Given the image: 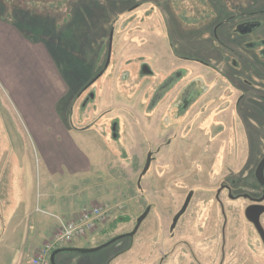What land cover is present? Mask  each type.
I'll return each mask as SVG.
<instances>
[{
	"label": "rangeland",
	"instance_id": "374dc122",
	"mask_svg": "<svg viewBox=\"0 0 264 264\" xmlns=\"http://www.w3.org/2000/svg\"><path fill=\"white\" fill-rule=\"evenodd\" d=\"M25 12L53 18L57 30L43 31ZM1 15L49 48L67 45L73 33L80 43L70 48L78 60L70 62L74 94L81 91L70 125L82 129L74 136L95 167L89 176L65 178L59 202L112 212L87 251L62 254L63 264H264V244L245 214L264 197L256 177L264 157V0H0ZM111 25L110 64L98 77ZM5 38L3 68L31 73L33 82L36 73L51 72L40 53L29 56ZM0 103L4 132L29 151L34 198L42 200L40 159L34 143L23 142L24 116L1 77ZM190 194L172 238L173 216ZM36 254H9L6 264H31Z\"/></svg>",
	"mask_w": 264,
	"mask_h": 264
},
{
	"label": "crops",
	"instance_id": "0c3cea01",
	"mask_svg": "<svg viewBox=\"0 0 264 264\" xmlns=\"http://www.w3.org/2000/svg\"><path fill=\"white\" fill-rule=\"evenodd\" d=\"M20 28L17 23L0 16V38L7 37V42L21 47L29 56L40 53L43 63L47 68L51 67V72L36 73L33 82L30 80L31 73H11L8 67L0 65V77L6 84L10 101L24 116L28 134L23 137V142L29 139L35 145L44 188L42 200L35 199L29 151L24 147H15V143L21 140L4 132L6 129L0 114V263L3 264L9 261V254L35 253L53 236L61 223L81 212L83 208L78 201L77 209L61 205L59 191L65 178L89 176L95 167L91 154L79 145L74 136L77 132L82 134V129L76 131L70 125L73 109L78 111L72 103V99L80 97L79 91L74 94L78 90V75L63 73L49 46L31 41ZM11 56L15 58L8 52L9 62ZM62 100L65 103H61ZM92 126L83 130H90ZM6 178L7 182L1 184ZM68 208L65 213L63 209ZM99 233L73 241L66 251L57 255V264L64 263V253L86 252L88 248L85 244ZM17 239L21 240L17 242ZM64 257L67 261L68 256Z\"/></svg>",
	"mask_w": 264,
	"mask_h": 264
},
{
	"label": "built area",
	"instance_id": "2783aa9c",
	"mask_svg": "<svg viewBox=\"0 0 264 264\" xmlns=\"http://www.w3.org/2000/svg\"><path fill=\"white\" fill-rule=\"evenodd\" d=\"M111 212L112 209L108 205L107 207L92 205L90 208L83 209L72 219L64 221L52 239L31 258V264H51L50 255L54 249L96 231L100 225L110 220Z\"/></svg>",
	"mask_w": 264,
	"mask_h": 264
},
{
	"label": "trees",
	"instance_id": "16d2710c",
	"mask_svg": "<svg viewBox=\"0 0 264 264\" xmlns=\"http://www.w3.org/2000/svg\"><path fill=\"white\" fill-rule=\"evenodd\" d=\"M28 18V20H31V23L33 24H36L38 26H42L44 30H52V29H56L54 26H57L54 22V19L53 18H50V17H46V18H42L40 15H33V16H30V13L28 12H25L24 14V17L23 19ZM53 26H52V25ZM58 24V23H57ZM49 26H52L53 28H50ZM58 28V27H57ZM70 28V27H69ZM111 30H110V33L109 35L111 36V33L113 32L114 33V27L111 25ZM60 29V28H58ZM57 30V29H56ZM72 30V29H71ZM60 31V30H58ZM63 33L65 30H62ZM70 31V30H69ZM60 35V34H59ZM61 36V35H60ZM74 33H73V39H69L66 44L67 45H64L63 47L60 46V45H55V46H58V47H54V48H50L51 50V54L53 55V57L55 58L57 64L59 65L60 69L62 70L63 73H73L72 72V66H70V62H72V64L74 65V62L75 61H78L77 58H75V56H73L71 53H72V48L76 45L80 46V43L77 42L76 43V40L74 38ZM109 36V38H110ZM89 37V36H88ZM71 48V49H70ZM110 48V45H108V49H107V60H106V63L104 64L103 68L100 69L97 73H98V77H100L102 74H104L110 64V58H109V50ZM62 50V51H61ZM82 63H86L85 61H83ZM83 64V65H84ZM80 67H82V64H79ZM74 66H77V65H74ZM85 66V65H84ZM94 77L93 80H95V78H98V77ZM81 92V91H80ZM79 92V93H80ZM142 178H143V175L140 176L139 180H138V186L141 187V182H142ZM107 227V226H106ZM65 249H67L68 247H64Z\"/></svg>",
	"mask_w": 264,
	"mask_h": 264
},
{
	"label": "water",
	"instance_id": "95a60500",
	"mask_svg": "<svg viewBox=\"0 0 264 264\" xmlns=\"http://www.w3.org/2000/svg\"><path fill=\"white\" fill-rule=\"evenodd\" d=\"M111 47L112 46H111V43H110V52H111ZM109 56H110V53H109ZM151 161H152V152H150L148 154L146 165H145V168L143 170V174H145L148 171V169L150 167V164H151ZM257 177H258V179H259V181L261 183H264V157L261 160V162L259 163V166H258V169H257ZM190 199H191V194L188 196V198L186 200V203H185L182 211L179 213L178 217L185 211L187 205L189 204ZM263 213H264V205H262V204H252V205L248 206V208L246 209L247 218L256 226V228L258 229L259 233L261 234V236H262V238L264 240V228H263V226L261 224V215ZM147 215H148V211L144 212L141 215V217L138 219V223L136 225V228L130 234L134 235L137 232V230L139 229L141 223L147 217ZM178 217L175 219L174 225L177 222ZM118 238H120V237H117V239ZM115 240H113V241H115ZM113 241H110L107 244H110ZM98 248L100 249L101 247H98ZM64 250H65L64 248H60V249L55 250L52 253V255H51V263L52 264H56V255L58 253H60V252H63Z\"/></svg>",
	"mask_w": 264,
	"mask_h": 264
},
{
	"label": "flooded vegetation",
	"instance_id": "af4514ba",
	"mask_svg": "<svg viewBox=\"0 0 264 264\" xmlns=\"http://www.w3.org/2000/svg\"><path fill=\"white\" fill-rule=\"evenodd\" d=\"M251 24H249L248 26L247 25H240V24H238L237 26H238V31L240 30L241 32H247V31H249L250 30V26ZM242 27H244V29H242ZM112 35V34H111ZM111 39H112V37L110 36V41H111ZM263 159V158H262ZM261 159V160H262ZM261 162V161H260ZM259 162V163H260ZM258 166H259V164H258ZM257 169H258V167H257ZM256 177H257V170H256ZM257 181L262 185V184H264V183H261L260 181H259V179H258V177H257ZM262 186H264V185H262ZM264 188V187H263ZM263 192H264V189H263ZM264 195V194H263ZM192 197H193V194H191V199H190V201H189V204H190V202H191V200H192ZM188 198V197H187ZM187 198H186V200H187ZM263 199H264V197L263 198H261V199H259L258 200V202H255V203H253V204H262V205H264L262 202H263ZM186 200H185V202H184V204L182 205V207L179 209V211L173 216V219H172V221H171V226H170V229H169V231H170V234H171V237L172 238H175V233H176V229H177V225H178V223H179V221H180V219H181V217L185 214V212H186V210H187V208H188V206H189V204L187 205V207H186V209H185V211L178 217V215H179V213L182 211V209H183V207H184V205H185V203H186ZM250 205H252V204H250ZM250 205H248V206H250ZM152 205H150V204H148L147 206H146V208H145V211L144 212H147L148 211V214H149V210L152 208L151 207ZM248 208V207H247ZM246 208V209H247ZM143 212V213H144ZM142 213V214H143ZM141 214V215H142ZM245 214H246V210H245ZM264 214V213H263ZM263 214L261 215V218H262V216H263ZM141 215L138 217V219L141 217ZM178 217V220H177V222L175 223V225H174V221H175V219ZM247 217V216H246ZM138 219H137V222H136V224L138 223ZM248 219V218H247ZM249 220V219H248ZM250 221V220H249ZM251 222V221H250ZM252 223V222H251ZM253 224V223H252ZM262 224V223H261ZM174 225V226H173ZM253 226L256 228V226L253 224ZM263 226V225H262ZM263 228H264V226H263ZM256 230H257V232H258V234L260 235V238H261V240H262V242H263V244H264V240H263V238H262V236H261V234L259 233V231H258V229L256 228ZM138 231V230H137ZM119 239V238H118Z\"/></svg>",
	"mask_w": 264,
	"mask_h": 264
}]
</instances>
